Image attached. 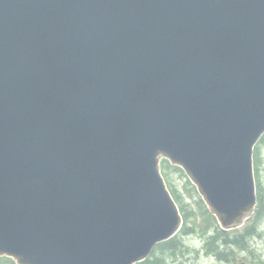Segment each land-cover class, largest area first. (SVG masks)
<instances>
[{
  "label": "water",
  "instance_id": "95a60500",
  "mask_svg": "<svg viewBox=\"0 0 264 264\" xmlns=\"http://www.w3.org/2000/svg\"><path fill=\"white\" fill-rule=\"evenodd\" d=\"M264 0H0V257L137 264L183 218L255 213Z\"/></svg>",
  "mask_w": 264,
  "mask_h": 264
},
{
  "label": "trees",
  "instance_id": "16d2710c",
  "mask_svg": "<svg viewBox=\"0 0 264 264\" xmlns=\"http://www.w3.org/2000/svg\"><path fill=\"white\" fill-rule=\"evenodd\" d=\"M262 143H264V136L256 146L254 152L258 206L253 218L249 221L251 224L237 230H222L216 218L210 213L209 209L197 193L196 188L189 180H186L187 176L184 171L180 167L171 165L169 161L163 160L161 163L162 174L170 192L180 208L184 219V225L177 236L169 241L156 245L151 256L139 264H168L169 259L184 256L186 251H188V255L192 256L194 254L198 255L204 253L221 262H230L231 259H233L231 254L233 255L236 250H241L244 254H254V250H251L250 243L253 239L262 235L259 224L264 218V188L260 180L259 172L260 146ZM174 174L181 175L182 178L186 180L187 184L191 186V191L193 193L191 197L197 204L196 209H192L187 205L186 200L180 194L179 189L175 187L173 179ZM194 236H201V239H204L202 247L193 248L186 243L187 239ZM233 260L235 261V257ZM0 264L16 263L11 258L3 257L0 258Z\"/></svg>",
  "mask_w": 264,
  "mask_h": 264
},
{
  "label": "rangeland",
  "instance_id": "374dc122",
  "mask_svg": "<svg viewBox=\"0 0 264 264\" xmlns=\"http://www.w3.org/2000/svg\"><path fill=\"white\" fill-rule=\"evenodd\" d=\"M260 150L261 152H260L259 172H260V180L264 188V143L261 144ZM173 179H174L175 187L179 189L180 194L186 200L187 205H189V207H191L192 209L194 208L196 209L197 204L191 197L193 195L191 191V186H189L186 182V180H189V179L187 178L186 180H184L182 176L179 174H174ZM263 217H264V214H263ZM249 221L245 223L244 227L251 224L249 223ZM259 226L261 228L260 230H261L262 235L260 237H256L255 239L251 241L250 243L251 250L252 251L254 250V254L252 255L247 254V253L244 254L243 251L241 250L239 251L236 250V252H234L233 255L230 252L231 257H233V259L235 257V261L231 259L230 262L228 261L221 262L204 253H200L198 255L194 254L192 256V255H188V251H186L184 253V256H181L179 258L177 257L174 259H169L168 264H263L264 263V218L261 220ZM200 239H201V236L190 237L189 239L186 240V243L190 245V247L200 248L202 247L203 245L202 242L204 240V239H201V240ZM259 256H260V260H259Z\"/></svg>",
  "mask_w": 264,
  "mask_h": 264
}]
</instances>
